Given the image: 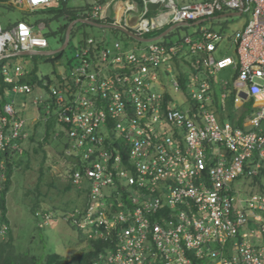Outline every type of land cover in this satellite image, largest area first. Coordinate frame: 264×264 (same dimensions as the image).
I'll return each instance as SVG.
<instances>
[{
    "label": "built area",
    "instance_id": "2783aa9c",
    "mask_svg": "<svg viewBox=\"0 0 264 264\" xmlns=\"http://www.w3.org/2000/svg\"><path fill=\"white\" fill-rule=\"evenodd\" d=\"M66 1L0 0V7L29 10ZM142 2L144 10L136 0H87L85 18L102 23L111 4L110 23L142 37L165 24H191L226 11L248 14L249 23L233 36L238 58L218 57L222 32L201 25L171 46L155 41L125 48L87 37L54 78L21 63L13 69L3 64L14 95L44 91L32 100L36 119L56 125L54 139L68 137L69 178L90 189L94 210L77 208L67 218L107 246L95 264H264V194L246 191L244 198L235 185L264 170V0ZM149 3L160 5L154 16ZM45 26L21 20L5 28L0 18V60L23 51L52 52ZM187 53L195 57L193 86L186 87L187 75L173 77L172 86L192 102L173 104L163 69L172 73L174 59L182 64ZM231 65L238 68L240 92L263 105L253 119L257 130L222 123L210 107V74ZM33 134L16 99L0 98V155L11 147L22 153V142ZM1 158L0 176L7 170ZM109 187L118 190L106 192ZM6 231L0 224V234Z\"/></svg>",
    "mask_w": 264,
    "mask_h": 264
},
{
    "label": "rangeland",
    "instance_id": "374dc122",
    "mask_svg": "<svg viewBox=\"0 0 264 264\" xmlns=\"http://www.w3.org/2000/svg\"><path fill=\"white\" fill-rule=\"evenodd\" d=\"M86 4L87 0H70L69 8L75 12L76 16H84ZM47 8L48 7H40L37 9L32 8L26 13L30 21L44 23L46 25L42 30V33L49 42L48 49L50 51H57L64 46L68 31L66 27L69 26L72 21L66 12H61L58 15H55L54 12L48 11ZM140 9L144 10L145 8L142 5L140 6ZM23 13L24 12L20 9L10 10V8L1 6L0 18L3 26L9 28L17 24L19 20L24 19ZM150 15H153V13L151 12ZM247 23L248 17L246 15L215 18L205 23L223 34V39L220 41L219 50L217 52L218 57L230 55L238 58L237 45L233 42V36L236 30L242 27L244 28V25ZM197 29L198 26L196 25L179 26L173 29L169 35L161 38L160 42H172V44L182 43L186 36L196 35ZM106 34H108V39H110L112 43L119 41L122 46H126V44L129 45V43L131 45L132 43H135L134 39L126 38L125 34L121 31H116L112 28L104 29L95 25L77 22L70 35L69 44L63 51L55 52L53 54L19 55L15 57L16 63L23 64L26 70L30 72L33 71L34 73L49 75L54 78L56 77V74L64 72V67H66L70 60H73L83 40L87 37L102 39ZM150 35L152 36L154 34L152 33ZM125 39L128 41L126 42ZM192 59L193 55L187 53L183 57V62L181 64V70L186 72V75L190 80L194 77L193 65L191 63ZM13 65L10 66L11 69L14 68ZM163 71L165 75L164 79L168 82L169 75L165 69H163ZM2 77V66L0 62V78ZM237 77L236 68L229 67L219 73L218 80L222 81V83L228 81L230 84L227 86V90H231L234 89V80ZM166 86L171 90L173 104H178L181 101L185 105L191 104L192 101L190 100L183 101L185 94L183 92L176 93L174 87L171 86V83H167ZM218 91L219 95H221L222 89H218ZM43 93L44 91L36 89L33 94L14 95L18 110L25 117L29 118L33 131L40 132L42 137L45 136V122L36 119L38 116V110L33 105L32 100L37 94ZM176 100H178V102H176ZM210 107L218 114L222 123H225L224 121H231L243 129L253 128L252 118L256 116V113L244 117V113L239 108H235L229 99L219 101L217 97L215 101L213 100V102L210 103ZM57 128L62 129V126L58 125ZM68 143V137H64L60 140L52 139L51 145H46V148L50 149L49 151L53 153L57 160L59 153L64 150ZM30 161L29 168L27 167L26 161L16 170L15 175L12 177V187L7 195V217L9 219L7 225H9L14 238L22 243L24 248H36V250H38L37 248L43 247L41 252L43 255H46L49 251H56L71 258L74 255H80L86 252L89 250L88 242L79 239V227L74 222H67L68 218L65 215L63 208L65 207L74 210L77 207L85 206L86 210L88 209L89 212H91L94 210V204L89 201L86 195H80L76 186L71 187L68 191L64 190L65 185L68 184L66 182L67 178L64 180L62 179V174L66 172L67 169L64 165V161L53 163L52 173L48 172L44 174L40 186V192L42 194H37V185L40 184V167L34 156L31 157ZM120 169L125 170V167L121 165ZM6 178L7 174L0 176V187ZM257 178L264 182L263 172L259 174ZM52 181L57 184V188H51L49 186L48 183ZM59 184L62 185V189L59 188ZM235 185L238 189L243 191L244 198L248 197L249 194L247 192L264 194L260 188L261 183L256 181L252 176H243L235 183ZM117 190L118 189L116 188L109 187L106 192L109 191L111 193V191ZM50 198L52 201H50ZM37 199L41 202L42 207L48 209L47 212L50 218L45 220L43 214H40L39 217L34 215L32 208H34L33 206L36 204ZM84 201L86 204H84ZM54 206H56L57 209H55ZM81 210L85 209L81 208ZM38 225L43 228H39ZM0 236L2 237V234H0ZM45 239L49 240L48 246L42 243Z\"/></svg>",
    "mask_w": 264,
    "mask_h": 264
},
{
    "label": "trees",
    "instance_id": "16d2710c",
    "mask_svg": "<svg viewBox=\"0 0 264 264\" xmlns=\"http://www.w3.org/2000/svg\"><path fill=\"white\" fill-rule=\"evenodd\" d=\"M48 11L54 12L55 15H58L61 12H66L68 17H70V20L73 22L78 17H85L84 16H76L75 12L72 11L69 8V2H62L60 4L54 5L48 9ZM77 18V19H78ZM69 26L66 27L68 29ZM5 61H1V66ZM38 75L33 78L34 81H39ZM14 97V92L11 89V86L8 85L5 80L4 76L0 78V98L2 101H9ZM56 130V125L54 123H49L45 126L44 132L45 136L42 137L40 135V132H34L33 136L22 142V145L24 147V151L20 153L18 150H14L11 146L5 154L1 153L0 158L7 160V178L0 187V224L3 225L6 223V225L9 223V219L7 217L8 212V204H7V195L12 187V177L15 175L16 170L27 161V167L30 166V159L32 156H34L37 164L40 167L39 170V176H40V184L37 185V194L41 195L40 192V186L42 183V180L44 178V174L51 172L52 173V166L53 163H60L64 161V152L67 147L64 148L63 151H61L59 156L56 158L54 157L53 153H51L46 148V145L52 143L53 140H60V139H54L52 132ZM64 135L60 138H63ZM13 152V153H12ZM15 152V153H14ZM6 160H4L6 162ZM50 160V161H49ZM66 172L62 174V179L64 180L67 178V183L64 187L65 191L70 190L71 187L76 186L78 188L80 195H86L89 199V192L90 189L87 185H83L82 187H78L73 183V180L69 178L72 174H70L71 167H66ZM264 175V170H263ZM56 179V178H55ZM256 181L260 182V188L261 191L264 192V182L260 181L259 178L254 177ZM51 188L55 187L57 188V184L52 181L48 183ZM62 185L59 184V188L62 189ZM29 193V192H28ZM27 193V194H28ZM47 195V194H46ZM52 197V196H51ZM50 201L51 198H50ZM84 204L86 202L84 201ZM32 211L34 212V215L36 217H39L40 214L46 215L48 214V209L42 207L41 202L37 199L36 204L33 206ZM55 209H57L56 206H54ZM80 208H86L85 206L77 207ZM76 208V209H77ZM53 209V206H52ZM74 209V210H76ZM65 211V215L69 217V214L73 212L74 210H70L67 208H63ZM69 223L74 222L72 219H67ZM75 223V222H74ZM76 224V223H75ZM77 225V224H76ZM49 226V225H48ZM78 226V225H77ZM39 228H43L38 225ZM79 227V226H78ZM79 239L82 241L88 242L89 250L86 252L80 254V255H74L71 258L66 257L65 255L56 252V251H49L46 255L41 254L43 247L37 248H24L22 243L18 242L13 234L11 233V229L9 228V225H7V231L0 236V264H95L96 261L100 259V254L104 252V249H106V245L100 240H93L89 237L88 230L79 227ZM7 233V234H6ZM6 235V236H4ZM4 236V237H3ZM42 243L46 244L48 246L49 240H43ZM31 249V250H30Z\"/></svg>",
    "mask_w": 264,
    "mask_h": 264
},
{
    "label": "crops",
    "instance_id": "0c3cea01",
    "mask_svg": "<svg viewBox=\"0 0 264 264\" xmlns=\"http://www.w3.org/2000/svg\"><path fill=\"white\" fill-rule=\"evenodd\" d=\"M130 1H133V0H130ZM136 1H138L139 3H140V6H142L143 5V2H142V0H136ZM67 2V1H66ZM122 1H119L118 2V5H117V7H119L120 8V6L122 5ZM127 2L125 1V4H126ZM156 4V3H155ZM111 5V4H110ZM109 5V7H111V9H112V12H111V14L110 15H108V9H107V16L109 17L108 19H104V20H102V23H100V24H103L104 25V27H102V28H104V29H109V28H112V29H115L116 31H121V28L120 27H118V26H114V25H112L111 23H110V21L112 20V14H114L115 13V10H114V12H113V7L112 6H110ZM123 5H124V3H123ZM149 5V4H148ZM148 5H147V8L148 9H150V10H152L151 12L153 13V16L156 14V13H158L157 12V9H159V7H160V5H159V7L158 8H156V9H151V8H149L148 7ZM50 7H52V6H50ZM50 7H48L47 9H49ZM108 7V8H109ZM143 7H144V5H143ZM14 9H19V8H10V10H14ZM21 10V9H20ZM24 13H23V17H24V19L23 20H25V21H28V22H31V23H38V22H32V21H30L29 19H28V15H27V11L28 10H22ZM155 13V14H154ZM228 14H231V15H228ZM84 15H86V13L84 14ZM247 16L248 17V23H249V21H250V19H251V16L250 15H248V14H243L242 15V13H239V12H236V11H226V12H223V13H219L218 15H216V16H214V18H212V19H215V18H222V17H231V16ZM78 19H86L85 17H80V18H78ZM212 19H208V20H204L203 22L202 21H197V22H194V23H189V24H175V23H173V24H165V25H163V26H161V27H159V28H157V29H154V30H150L149 32H147L146 34H144V36H142V37H138V36H136L135 35V37L134 36H132V35H130L129 33H132V32H130V31H124V30H122L121 32H125V33H128L129 34V36L127 35V34H125V36H126V38H128V39H134V42L135 43H132V45L129 43V45H127L126 44V46H125V48L127 47V48H131V47H135V46H139V47H145L149 42H155V41H159L160 42V39L161 38H163V37H165V36H167V35H169L171 32H172V30L173 29H175V28H177V27H179V26H189V25H196V26H198V29L200 28V26L201 25H206L205 23L207 22V21H209V20H212ZM77 20V19H76ZM86 20H91V19H86ZM19 21H21V20H19ZM92 21H94V20H92ZM74 22V21H73ZM96 22V21H95ZM83 23H86V24H90V23H87V22H83ZM247 23V24H248ZM247 24H245L244 26H246ZM16 25V24H15ZM15 25H13V26H15ZM92 25V24H91ZM13 26H11V27H13ZM207 26H209V25H207ZM11 27H9V28H11ZM99 27V26H98ZM212 27V26H211ZM214 28V27H213ZM243 28V27H242ZM242 28H240V29H242ZM198 29H197V31H198ZM73 30V29H72ZM167 30H170L168 33H165ZM239 30V29H238ZM237 31V30H236ZM235 31V32H236ZM155 32V33H154ZM156 32H157V34H156ZM159 32V33H158ZM71 33H72V31H71ZM154 34V35H150V34ZM132 34H134V33H132ZM155 34H156V36H155ZM235 34V33H234ZM102 38H105L106 40H108V41H110V39H108V34H106L105 36H103ZM140 38H143V39H140ZM126 40V39H125ZM128 40H126V42H127ZM111 42V41H110ZM233 42H234V39H233ZM162 43H165V44H168L169 46H171V45H174V44H172V42H162ZM68 46V45H67ZM219 46H220V42H219ZM61 52V51H60ZM20 55V54H19ZM27 55V54H26ZM32 55V54H31ZM226 56H230V55H226ZM224 57V56H223ZM195 57L193 56V59H194ZM175 60V65L173 66V71H172V73H170V74H168L169 75V78H168V82L166 81V80H164V84H167V83H171V86H172V84H174L173 83V77H177V78H179V79H181V80H183L184 79V77H186V72H183L182 70H181V62H179L180 60H178V59H174ZM1 61H4V60H0V62ZM5 63L6 64H8L9 66H12L13 64V66H15V64H17L16 63V59L15 58H13L12 60H5ZM229 67H235L236 68V70H237V76H238V68L235 66V65H231V66H228L227 68H229ZM2 68H3V66H2ZM227 68H224V69H227ZM224 69H222V70H220V71H217V72H214V73H212V74H210V77H211V79H212V81H211V79H210V81H211V85H212V94L214 95V101L216 100V98L218 97V99H219V101L220 100H227V99H229V100H231V102H232V104H233V106L235 107V108H239L243 113H244V117H246V116H248V115H252V114H254V113H256V116L258 115V113L260 112V110L262 109V107H263V105H262V103L261 102H259V101H257L255 98H253V97H250L247 93H245V92H240V90H239V88L236 86V81H237V78L234 80V89H231V90H227V86L230 84L228 81H226V82H223L222 83V81H219L218 79V75H219V73L221 72V71H223ZM33 74H34V72H33ZM186 85V87H188V88H190V87H192L193 86V80L191 79H189V77L187 78V83L185 84ZM168 89H170V88H168ZM218 89L220 90V89H222V94L221 95H219V91H218ZM170 92H171V90H170ZM240 95H242L243 96V98H241L240 100H236V98L238 97V96H240ZM214 111V110H213ZM215 112V111H214ZM216 113V112H215ZM216 115L218 116V114L216 113ZM255 116V117H256ZM255 117H253L252 118V121H253V119L255 118ZM218 118H219V116H218ZM221 121V120H220ZM224 122H230V123H232L236 128H240V129H243V128H241V127H239L238 125H236L235 123H233V122H231V121H224ZM243 130H245V131H250V130H257V128L255 127V125H254V122H253V128H251V129H243Z\"/></svg>",
    "mask_w": 264,
    "mask_h": 264
},
{
    "label": "water",
    "instance_id": "95a60500",
    "mask_svg": "<svg viewBox=\"0 0 264 264\" xmlns=\"http://www.w3.org/2000/svg\"><path fill=\"white\" fill-rule=\"evenodd\" d=\"M148 7L151 8V9H156V8L159 7V4L149 3ZM111 12H112V9H111V7H109V8H108V15H110ZM228 15H231V14H228ZM204 20H205V19L200 20V21L203 22ZM77 22H87V23H90V24L95 25V26L104 27L103 24H100V23L95 22V21H92V20L77 19V20H75L74 22H72V23L69 25V27H68V31H67V36H66V41H65L64 46H63L61 49H59V50H57V51H52V52H36V51H33V52H31V51H29V52H25V51H23V52H21V53H19V54H20V55H26V54H27V55H28V54H51V53H55V52L63 51V50L67 47V45L69 44L71 31H72L74 25H75ZM169 31H170V30H167L165 33H168ZM129 34L135 37L134 34H132V33H129ZM140 39H143V38H140Z\"/></svg>",
    "mask_w": 264,
    "mask_h": 264
}]
</instances>
